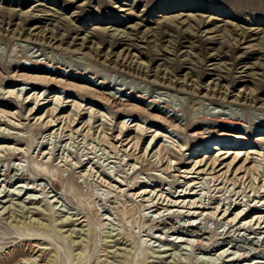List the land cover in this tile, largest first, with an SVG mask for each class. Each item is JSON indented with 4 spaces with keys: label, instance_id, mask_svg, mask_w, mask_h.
I'll use <instances>...</instances> for the list:
<instances>
[{
    "label": "rangeland",
    "instance_id": "374dc122",
    "mask_svg": "<svg viewBox=\"0 0 264 264\" xmlns=\"http://www.w3.org/2000/svg\"><path fill=\"white\" fill-rule=\"evenodd\" d=\"M261 133L264 0H0V264H264Z\"/></svg>",
    "mask_w": 264,
    "mask_h": 264
},
{
    "label": "bare ground",
    "instance_id": "6f19581e",
    "mask_svg": "<svg viewBox=\"0 0 264 264\" xmlns=\"http://www.w3.org/2000/svg\"><path fill=\"white\" fill-rule=\"evenodd\" d=\"M152 1V0H151ZM226 1H228L229 2V4L231 3L232 4V7H234L235 9H238L239 8V6H240V3H241V0H226ZM243 1V0H242ZM248 1V0H247ZM244 2H246V1H244ZM243 2V3H244ZM253 2V1H252ZM253 3H255V2H253ZM245 4V3H244ZM248 4H250V3H248ZM252 4V3H251ZM41 6V5H40ZM231 6V5H230ZM38 7V6H37ZM260 7V6H259ZM39 9V8H38ZM240 10V9H239ZM201 21V20H200ZM202 23V22H201ZM204 23V22H203ZM202 23V25H204ZM197 24H198V22H197ZM196 24V25H197ZM200 24V23H199ZM208 24V23H207ZM210 24V23H209ZM142 25V24H141ZM157 25V24H156ZM159 25H161V24H159ZM201 25V24H200ZM206 25V24H205ZM140 27H142V26H139V24L137 25V26H134L133 28H132V30H135V31H137ZM200 27V26H199ZM129 28V27H128ZM130 29V28H129ZM151 29H153V28H151ZM140 30V29H139ZM145 30H147V29H145ZM143 31V32H136V37L138 36V38L140 39L139 41H144L143 39H146V37H149V38H152L153 40L151 41V42H166V43H169V44H171L172 46H181V44L183 43V42H181L180 41V37L177 39L175 36H173V35H170L169 33H167V32H165V31H163V30H161V28H157L155 31H151V33H147L146 31ZM105 31V30H104ZM103 31V32H104ZM108 31V30H107ZM115 31H117V30H115ZM131 31V30H130ZM147 31H150V30H147ZM102 32V31H101ZM114 32V31H113ZM145 32L147 33V34H145ZM119 33H120V31H119ZM124 33V32H123ZM113 34V33H112ZM124 35V34H123ZM115 36V35H114ZM113 36V37H114ZM113 37H112V39H113ZM118 37V36H117ZM119 38H122V39H124V38H126L127 40L129 39V38H127V37H119ZM122 39H120L118 42H117V46H122V45H126V43H124V40H122ZM183 39V38H182ZM114 40V39H113ZM115 40H116V38H115ZM118 40V39H117ZM116 40V41H117ZM126 40V41H127ZM130 40V39H129ZM128 40V41H129ZM135 40V39H134ZM138 41V40H137ZM112 42V41H111ZM147 42V41H146ZM219 41H214V40H211L209 43L211 44H217ZM114 44H115V42H114ZM111 46L113 45V44H110ZM192 45V44H191ZM135 46V45H134ZM137 46V45H136ZM235 45H233V47H234ZM130 47V46H129ZM133 47V46H132ZM169 47V46H168ZM181 47H183V45L181 46ZM236 47V46H235ZM234 47V48H235ZM140 48V47H139ZM193 48V47H192ZM212 51H215L213 48H210ZM124 50H126V51H129L130 52V50L127 48V49H124ZM165 52V51H164ZM159 54V53H158ZM210 55V54H209ZM225 55V54H224ZM224 55H221V54H214V56L215 57H223ZM213 55H211L210 57L211 58H214V59H216L215 57H214ZM159 59V58H158ZM241 59V58H240ZM241 61V60H240ZM238 64H244V63H241V62H239ZM244 67V66H243ZM215 69V68H214ZM214 72V71H213ZM101 83V82H100ZM101 84H105V83H101ZM62 88V87H61ZM101 90V89H100ZM11 93V92H10ZM97 93H99V92H97ZM9 94V93H8ZM104 99H105V97H104V94H102V93H99ZM10 95V94H9ZM108 95V94H107ZM100 96V97H101ZM109 97V96H108ZM141 97V96H140ZM103 98H101V99H103ZM109 98H114V99H116V97H114V95H113V97H109ZM112 101V100H111ZM115 101V100H114ZM123 101H125V100H123ZM126 101H128V100H126ZM125 101V102H126ZM58 102V101H57ZM153 102H155L156 103V101H153ZM112 103H114V102H112ZM116 103V102H115ZM119 103H121L120 101H119ZM118 103V104H119ZM149 103H151V102H149ZM129 104V103H128ZM157 104V103H156ZM114 105V104H113ZM122 105V104H121ZM126 105V104H125ZM156 106V105H155ZM162 109V108H161ZM167 109H168V107H167ZM33 110V109H32ZM148 110H150V109H148ZM154 110V111H153ZM153 110H151L153 113H155L154 115H155V118H156V116H159V115H161V113L160 112H158L157 111V109H156V107H154L153 108ZM55 111V110H54ZM34 112V111H33ZM52 113V112H51ZM31 114H32V111H31ZM33 114H37V111L36 112H34ZM53 114V113H52ZM51 114V116L50 117H53V115ZM167 114V113H166ZM175 114V113H174ZM57 115V114H56ZM230 116V115H229ZM48 118H49V116H47ZM162 117V116H161ZM161 117L159 118V119H161ZM163 117H165V116H163ZM162 117V118H163ZM41 118V117H40ZM39 118V119H40ZM56 118V117H55ZM158 118V117H157ZM54 119V118H53ZM58 120V119H57ZM162 120V119H161ZM164 121L166 120V119H163ZM218 120H220L219 118H218ZM222 120V119H221ZM228 120V119H227ZM56 121V120H55ZM164 121H162V122H164ZM69 122V121H68ZM70 122H73V121H70ZM168 122V121H167ZM222 122V121H221ZM226 122V121H225ZM61 123V122H60ZM165 123V122H164ZM49 124H50V126L49 127H51V125L53 124L52 122H49ZM59 124V123H58ZM226 124H229V125H236V124H238L236 121H227L226 122ZM226 124H224V125H226ZM55 125V124H54ZM54 125L52 126V128H54ZM241 125V124H240ZM58 126V125H57ZM56 126V127H57ZM67 128V127H66ZM84 131V130H83ZM212 131V130H211ZM262 132V131H261ZM198 133V132H197ZM196 133V134H197ZM224 135V134H223ZM225 135H227V134H225ZM258 135V134H257ZM260 135H264L263 133H261ZM259 135V136H260ZM222 136V135H221ZM194 137V136H193ZM238 140H240V137L238 138ZM241 140H246V138H241ZM255 140H258V139H254V141ZM260 140V139H259ZM207 141H216V142H218V143H223L224 142V140L222 139V138H219V137H215L214 136V138H207ZM207 141H204V143L203 144H205V143H207ZM262 141H263V139H262ZM235 142V143H234ZM231 141V142H227V143H230V144H237L239 141ZM132 143V142H131ZM246 143H249L248 141L246 142ZM246 143H243V144H246ZM259 144V143H258ZM216 145L218 146V144H215V145H213L211 148H210V150L211 151H214V152H218V154H217V158H221V160H220V162L221 161H225L226 159H228V158H224L225 157V153L223 154V145L221 146V148H217L216 147ZM133 146V145H132ZM149 146V145H148ZM147 146V147H148ZM205 146V145H204ZM203 146V147H204ZM207 149H209V148H207ZM225 152H230V153H232V151H231V149H226V151ZM199 153H202L201 151L199 152ZM219 155V156H218ZM227 155H228V153H227ZM226 155V156H227ZM229 155H231V154H229ZM232 155H233V153H232ZM237 155V157H239L238 155H240V153H237L236 154ZM191 157V156H190ZM189 157V158H190ZM236 157V156H235ZM215 159V162H213V166L216 164V162L217 161H219V159ZM234 160H235V158H234ZM246 160V159H245ZM212 161H214V160H212ZM200 163V165H202L201 164V161L199 162ZM245 163V162H244ZM248 163V162H247ZM197 165V168L196 169H194L195 168V166ZM196 165L194 166V168H193V173L191 172V174H196L197 176H202L203 175V171H200V169L203 167V166H198V164L196 163ZM232 164H230L228 167H230ZM247 165V164H246ZM201 170H204V169H201ZM186 173V172H185ZM188 173V172H187ZM190 174V173H189ZM204 175H205V173H204ZM21 176V175H20ZM195 176V175H194ZM7 178V177H6ZM14 178V177H13ZM191 178H194V177H190V179ZM198 178V177H197ZM23 179V178H22ZM207 183V182H206ZM195 185V184H194ZM208 185V184H207ZM155 191V190H154ZM145 192V191H144ZM146 193V192H145ZM150 193V192H149ZM191 194H193V193H191ZM12 196H16L19 200H21V198L22 197H20L19 196V194H11ZM187 195V194H186ZM185 195V196H186ZM189 195H190V193H189ZM188 195V196H189ZM141 196V195H140ZM191 196V195H190ZM193 196V195H192ZM178 197H179V195H178ZM25 201H28V203H30V204H34L32 201H37L38 203H40V198H33V197H28L27 198V200H25ZM24 201V202H25ZM195 201V200H194ZM197 201V200H196ZM6 203H8V202H6ZM182 203H183V201H182ZM195 203V202H194ZM47 206H48V213H50V210L51 209H49V205L48 204H46ZM188 205V204H187ZM200 206V205H199ZM198 207V206H197ZM219 207V206H218ZM2 208H4V207H2ZM7 207H5L4 209H6ZM51 208V207H50ZM194 208V207H193ZM198 208H200V207H198ZM54 209V208H53ZM159 210V209H158ZM200 210V209H199ZM204 210V209H203ZM202 210V211H203ZM193 213V212H192ZM229 213V212H228ZM225 214H226V212L223 214V216H225ZM193 215V214H192ZM231 214H228V216L227 217H229ZM240 214L239 213H237L235 216V218H233V219H231V221H235V219L239 216ZM194 216V215H193ZM193 216H191V217H193ZM11 218V217H10ZM62 222H64L65 220H61ZM20 223V222H19ZM66 223V222H65ZM75 223H77V222H75ZM63 224V223H62ZM257 224V223H256ZM70 225V224H69ZM164 225V224H163ZM19 226H20V228H23V227H30V229H32L31 227V225H30V222H29V224H24V223H20L19 224ZM262 227V226H261ZM34 228V227H33ZM64 228V227H63ZM185 228V227H184ZM27 229V228H26ZM259 230H261L262 231V233H263V231H264V227H262V228H258ZM229 230V229H228ZM29 232H27V234H29L28 236H30V238L31 237H38L37 236V231L35 232L34 231V229L33 230H28ZM198 232V231H197ZM192 233V232H191ZM258 233V232H257ZM196 234V233H195ZM198 235H200V234H198ZM227 235V234H226ZM32 239V238H31ZM35 241H37V240H35ZM201 243V242H200ZM254 244H256V243H254ZM258 244V243H257ZM259 245V244H258ZM257 245V246H258ZM261 245V244H260ZM263 248V247H262ZM39 250V249H38ZM41 254H43V252H41ZM15 255V254H14ZM17 256V255H16ZM14 258V257H13ZM26 261H29L28 259H25ZM21 262V261H20ZM23 263V262H22ZM22 263H17V264H22ZM237 263V262H236ZM31 264H35V263H31Z\"/></svg>",
    "mask_w": 264,
    "mask_h": 264
}]
</instances>
